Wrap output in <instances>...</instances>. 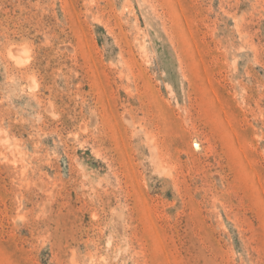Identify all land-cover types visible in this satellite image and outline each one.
Returning <instances> with one entry per match:
<instances>
[{"label": "rangeland", "instance_id": "obj_1", "mask_svg": "<svg viewBox=\"0 0 264 264\" xmlns=\"http://www.w3.org/2000/svg\"><path fill=\"white\" fill-rule=\"evenodd\" d=\"M0 264H264V0H0Z\"/></svg>", "mask_w": 264, "mask_h": 264}, {"label": "bare ground", "instance_id": "obj_2", "mask_svg": "<svg viewBox=\"0 0 264 264\" xmlns=\"http://www.w3.org/2000/svg\"><path fill=\"white\" fill-rule=\"evenodd\" d=\"M23 50H24V49H23ZM23 50H20V49H13V50L11 51V54H12L14 57H16L18 61H21V60L24 58V56L26 55L25 52H24ZM21 62H22V61H21ZM21 62H20V63H21ZM22 63H24V62H22Z\"/></svg>", "mask_w": 264, "mask_h": 264}]
</instances>
